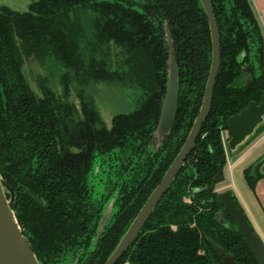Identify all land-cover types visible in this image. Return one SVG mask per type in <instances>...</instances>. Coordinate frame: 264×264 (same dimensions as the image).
<instances>
[{
  "label": "trees",
  "instance_id": "obj_1",
  "mask_svg": "<svg viewBox=\"0 0 264 264\" xmlns=\"http://www.w3.org/2000/svg\"><path fill=\"white\" fill-rule=\"evenodd\" d=\"M210 2L221 67L209 114L184 167L116 264H222L210 243L236 264H257L218 204L213 179L226 165L221 133L228 118L264 99V37L248 0ZM80 10L95 13L89 41ZM166 28L178 68L177 111L170 133L151 151L167 86ZM211 52L199 0H38L26 12L0 8V177L14 193L11 209L39 264L105 263L183 146L202 103ZM48 58L80 84L123 82L140 90L139 109L113 117L108 128L91 101L80 97L78 110L43 83L38 97L23 67ZM69 79L63 78L66 90ZM263 161L244 171L251 190ZM201 188L207 191L192 193ZM112 197L116 211L96 241Z\"/></svg>",
  "mask_w": 264,
  "mask_h": 264
},
{
  "label": "water",
  "instance_id": "obj_2",
  "mask_svg": "<svg viewBox=\"0 0 264 264\" xmlns=\"http://www.w3.org/2000/svg\"><path fill=\"white\" fill-rule=\"evenodd\" d=\"M199 2L202 5L208 20L212 52L210 71L198 115L195 118L180 151L168 167L159 184L152 191L136 217L129 225L117 247L104 264H116L136 239L155 207L165 195L180 170L184 167L187 158L194 149L201 127L209 114L215 81L221 67L220 32L210 0H199ZM165 34L169 51V59L167 61L168 70L166 93L162 101L160 116L155 132V137L159 142H162L170 133L177 111L178 100V68L174 59L170 31L167 28L165 29ZM245 72L248 73L249 69H245ZM263 125L264 99L260 104L250 102L246 108L242 109L238 114L229 117L227 120V133L229 137L227 141L228 149L231 152L237 150L240 146L244 145L250 138H252L257 129ZM258 165L259 163L256 164V166ZM221 181L222 174L218 173L214 177L213 182L218 184ZM6 191L10 194L9 199L6 196ZM205 191H207V188L193 189L192 193L198 194ZM13 202V191L7 187L0 177V264H39L30 247L29 241L22 234L11 209ZM112 202L113 200L105 207V211L98 226L96 241L101 237L108 220L112 216ZM217 202L234 218L236 228L241 232L244 241L247 243L251 253L255 257L256 263L264 264V244L238 207L234 194L231 191L221 193L217 196ZM217 218L222 224H225L223 215H218ZM210 246L216 252L217 257L222 260V264H236L234 258L225 254L220 247H217L212 243H210Z\"/></svg>",
  "mask_w": 264,
  "mask_h": 264
},
{
  "label": "rangeland",
  "instance_id": "obj_3",
  "mask_svg": "<svg viewBox=\"0 0 264 264\" xmlns=\"http://www.w3.org/2000/svg\"><path fill=\"white\" fill-rule=\"evenodd\" d=\"M36 1L38 0H0V8L7 7L13 11L26 12L29 5ZM77 17L80 25L85 31L86 41L91 40L93 31L92 23L95 18V13L91 10H80ZM81 46L83 52L87 54L88 49L86 48L87 45L85 42H83ZM84 57L86 59V55H84ZM110 60L112 62V69L115 70L116 64L114 63L118 59L114 56V47L112 48V52H110ZM23 73L38 97H41L39 85L43 83L56 97L66 102L73 103L78 110L80 109V97L86 102L91 101L106 127L111 125L113 117L117 115H127L137 111L142 102L140 90L123 82L92 83L89 85L80 84L72 79V71L62 67L51 58L45 59L43 62H39L35 59L27 60L23 67ZM64 76L70 77L67 83V90L63 82ZM263 133L264 127L260 128L257 133L244 145L239 147L235 153L231 154L228 152L231 159L230 162H233L240 155H243L249 146H251ZM257 150H264V140L253 152L245 155L246 157L243 158L239 165H234L229 169L226 167L223 170L224 180L217 185L216 191L220 192L226 188V191L229 190L236 196V200H238V195H241L246 197L250 204H252L251 190L245 184V178H243L240 173V166L245 164L243 167H249V165L252 164L250 161L256 156ZM112 200L113 199H110L107 204ZM115 210L116 208L112 207V212ZM244 215L264 244V226H260L261 230H259V232L257 228L254 227L248 214L244 212Z\"/></svg>",
  "mask_w": 264,
  "mask_h": 264
},
{
  "label": "crops",
  "instance_id": "obj_4",
  "mask_svg": "<svg viewBox=\"0 0 264 264\" xmlns=\"http://www.w3.org/2000/svg\"><path fill=\"white\" fill-rule=\"evenodd\" d=\"M248 1H249V4H250V6L254 12V15H255L260 27H261L262 33L264 35V0H248ZM262 21H263V23H262ZM226 133H227V130L223 131L221 133L224 151H225V157H226V165H225L224 169L226 167H228V169H229V168L233 167L234 165H239L242 162L243 158L246 157L245 155L249 154L250 152H253V150H255L258 147V145H260V143H262L264 140V133H263L259 138H257V140L251 146H249V148L244 152L243 155H240L233 162H230L231 159H230V155L228 154V152L231 154L235 153L239 148L237 150H235L234 152H231L228 149L227 141H228L229 137H228V133H227V135H226ZM263 156H264V150L263 151L257 150L256 156L250 161V162H252V164L249 165V167H252L255 164V167L257 168V166H256L257 161ZM244 165L245 164L241 165L242 167L240 166V169H241L240 173L243 176V178H245L244 177V171L246 170V168L247 169L249 168V167H243ZM259 173L261 175V178L255 183L253 190H251L248 187V184L244 179L245 184L251 190L252 204H250V202L246 199V197H243L241 195H238V200H237L239 205L243 209V212H246L248 214V216L251 218V220L253 222L254 227L257 228L258 231L261 230L260 226L261 227L264 226V161L259 167ZM223 178H224V175H223ZM225 190H226V188H224L220 192H223ZM235 198H236V196H235ZM263 240H264V238H263Z\"/></svg>",
  "mask_w": 264,
  "mask_h": 264
},
{
  "label": "flooded vegetation",
  "instance_id": "obj_5",
  "mask_svg": "<svg viewBox=\"0 0 264 264\" xmlns=\"http://www.w3.org/2000/svg\"><path fill=\"white\" fill-rule=\"evenodd\" d=\"M259 24V23H258ZM260 26V25H259ZM261 28V27H260ZM263 34V33H262ZM263 37H264V35H263ZM245 69H247V68H244L243 69V72L245 73V74H247L246 72H245ZM249 73V72H248ZM247 80H248V78L246 77V76H243L242 78H241V83H246L247 82ZM110 127V126H109ZM108 127V128H109ZM161 144V142H159L158 140H157V138L155 137V140H154V142H153V144H151V146H150V150L151 151H153V150H155L159 145ZM104 174L105 173H100L99 175H98V177L94 180V184L96 185V188L98 189V190H101V180L102 179H104ZM222 174V181L224 180V178H223V172L221 173ZM221 181V182H222ZM219 184V183H218ZM217 184V185H218ZM201 189H203V188H201ZM227 191H229V190H227ZM226 190L225 191H223V192H219V191H217L219 194H221V193H224V192H227ZM111 199H113V201H114V198L112 197ZM236 199V198H235ZM236 201V200H235ZM107 205V204H106ZM144 205V204H143ZM238 205V204H237ZM112 207H115L114 206V203L112 202ZM116 208V207H115ZM224 208V207H223ZM243 210V209H242ZM241 210V211H242ZM116 211V210H115ZM114 211V212H115ZM113 212V213H114ZM228 212V211H227ZM243 212V211H242ZM112 213V214H113ZM229 213V212H228ZM243 214H244V212H243ZM234 219V218H233ZM247 219V218H246ZM109 221V220H108ZM248 221V220H247ZM249 223V222H248ZM221 262H222V260H221Z\"/></svg>",
  "mask_w": 264,
  "mask_h": 264
}]
</instances>
